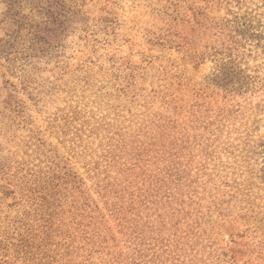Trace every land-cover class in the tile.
Masks as SVG:
<instances>
[{
    "label": "rangeland",
    "instance_id": "374dc122",
    "mask_svg": "<svg viewBox=\"0 0 264 264\" xmlns=\"http://www.w3.org/2000/svg\"><path fill=\"white\" fill-rule=\"evenodd\" d=\"M29 1L0 0V264H264V0H60L61 25ZM173 108L195 201L151 210L148 172L116 216L108 123Z\"/></svg>",
    "mask_w": 264,
    "mask_h": 264
},
{
    "label": "trees",
    "instance_id": "16d2710c",
    "mask_svg": "<svg viewBox=\"0 0 264 264\" xmlns=\"http://www.w3.org/2000/svg\"><path fill=\"white\" fill-rule=\"evenodd\" d=\"M8 4L10 12L13 6L20 5L21 0H3ZM60 0H31L33 10H36L42 15V22L46 25L52 23L55 25L63 24L69 19L68 11L63 9L59 3ZM46 29V26L43 27ZM34 31H41V28ZM225 74L224 70L219 69L217 77H222ZM228 83L229 81H224ZM165 104V102H164ZM79 111H75L77 113ZM174 108L172 111L166 109L153 113V115L144 112L142 119H134L131 121V126H128V131H122L113 124L108 123V131L105 132L104 138H107L102 154L99 155L101 160H96L91 167L95 173L94 184L96 190L102 195L110 196L117 199L113 202V211L116 216H121L122 211L130 210L134 202L137 207H142L141 199L134 200L133 195L137 190H141L140 184H145L147 178H142L141 175L155 173L154 177L149 181L144 193L139 192L137 197L142 198L148 203H152L151 210H156L161 204L170 206L175 201L182 199L183 203L193 202L192 196L190 200L184 199L185 195L193 192V195H198L199 185L195 183L198 181L189 168L192 159L187 158V150L191 146L200 145V142H193L191 140V133L189 128H195L193 124L190 127H180L178 118L175 116ZM194 121V120H193ZM88 122V121H86ZM134 125V126H133ZM186 126V125H185ZM106 129V130H107ZM208 155V153H206ZM105 162V164H103ZM104 165V168L100 166ZM81 183L84 185L85 181L81 178ZM136 186V189H132ZM125 198L131 199L129 206ZM175 207H170L174 210ZM84 214V213H83ZM140 216V215H138ZM123 221H128L125 217H120ZM84 237L92 235L85 227L81 229ZM197 233H195L196 235ZM143 237V236H141ZM140 239L136 244L134 250L139 253L144 249L143 238L138 236L135 240ZM139 244V245H138ZM195 246V244H192ZM173 257L174 264H195V257H186L183 248L179 249ZM192 253L190 254V256ZM155 256L151 258L154 263Z\"/></svg>",
    "mask_w": 264,
    "mask_h": 264
}]
</instances>
